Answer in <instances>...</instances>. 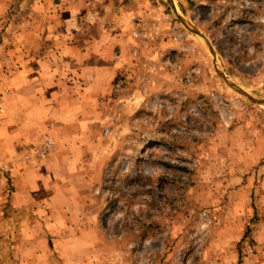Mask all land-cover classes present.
<instances>
[{
    "label": "rangeland",
    "instance_id": "obj_1",
    "mask_svg": "<svg viewBox=\"0 0 264 264\" xmlns=\"http://www.w3.org/2000/svg\"><path fill=\"white\" fill-rule=\"evenodd\" d=\"M149 3V21H131L115 50L120 65L98 107L85 99L93 112L78 118L61 87L57 115L25 157L47 162L59 139L60 152L86 150L58 176L96 244L93 264H264V104L236 90L264 100V0H173L215 64L166 0ZM10 126L0 125L2 147L17 144ZM46 140L42 159L33 151Z\"/></svg>",
    "mask_w": 264,
    "mask_h": 264
},
{
    "label": "crops",
    "instance_id": "obj_2",
    "mask_svg": "<svg viewBox=\"0 0 264 264\" xmlns=\"http://www.w3.org/2000/svg\"><path fill=\"white\" fill-rule=\"evenodd\" d=\"M151 1L0 0V58L10 59L0 63L6 112L0 125L10 123L18 134L16 145L0 146V173L8 170L10 179L8 185L0 176V264L96 260V244L87 237L86 223L74 221V200L64 204L60 187L67 180L58 176L82 166L86 150L71 146L60 152L59 139L56 155L40 163L29 162L24 150L57 115L61 87L78 118L93 112L82 105L85 99L98 107L100 92L111 87L120 65L115 50L126 48L131 21H149ZM65 153L74 160L64 162ZM4 154L12 158L4 160ZM40 167L44 172L37 175Z\"/></svg>",
    "mask_w": 264,
    "mask_h": 264
},
{
    "label": "water",
    "instance_id": "obj_3",
    "mask_svg": "<svg viewBox=\"0 0 264 264\" xmlns=\"http://www.w3.org/2000/svg\"><path fill=\"white\" fill-rule=\"evenodd\" d=\"M166 2L168 3L170 9L172 10V12L174 13V15L176 16V18L182 23V25H184V27H186L187 29L191 30V27L188 25V23H186L184 21V19H182L178 13V10L176 9L173 0H166ZM192 33H194L195 35H197L198 37H200L204 43L206 44V47L208 48V50L210 51V54L212 56L213 59V63L215 64L216 61V54L214 53L211 44L209 43V41L207 40V38L202 35L200 32H198L197 30H191ZM237 91H240L241 93L246 94L247 96H249V98H251L253 101H255L256 103H260V104H264V100L260 99V98H255L252 97L250 95H248L247 93H245L244 91L240 90V89H236Z\"/></svg>",
    "mask_w": 264,
    "mask_h": 264
},
{
    "label": "built area",
    "instance_id": "obj_4",
    "mask_svg": "<svg viewBox=\"0 0 264 264\" xmlns=\"http://www.w3.org/2000/svg\"><path fill=\"white\" fill-rule=\"evenodd\" d=\"M2 114H4V105H3V89L0 82V116ZM51 148H52L51 143L48 140H46L42 143V146L39 150L33 151V154L43 159L49 153Z\"/></svg>",
    "mask_w": 264,
    "mask_h": 264
}]
</instances>
